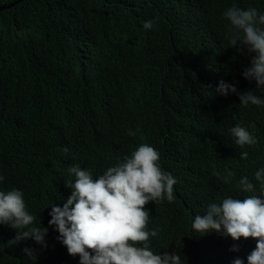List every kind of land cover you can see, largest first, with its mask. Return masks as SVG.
<instances>
[{"label": "trees", "instance_id": "1", "mask_svg": "<svg viewBox=\"0 0 264 264\" xmlns=\"http://www.w3.org/2000/svg\"><path fill=\"white\" fill-rule=\"evenodd\" d=\"M234 3L264 13V0H22L0 10V191H23L28 212L40 217L66 203L61 183L71 164L91 162L104 173L148 144L178 181L172 202L146 205L148 230L159 229L151 240H159L154 254L173 252L174 241L183 239L176 251L184 264H219L222 258L210 252L227 257V247L205 244L188 230L182 198L196 199V187L207 189L200 175L214 156L227 155L226 165L240 167L258 151H244L248 158L240 159L239 148L222 137L229 126L264 129V105L243 107L237 94L216 91L223 80L264 99L256 81L243 76L255 54L226 38L223 13ZM148 20L156 21L151 30L143 27ZM84 108L96 110L104 129L97 157L79 160L78 131L69 134L61 121ZM195 122L201 131L192 128ZM16 236L0 264H40L44 246L38 255L35 246L36 259L29 260L23 249L31 243ZM48 257L61 264L57 253Z\"/></svg>", "mask_w": 264, "mask_h": 264}, {"label": "clouds", "instance_id": "2", "mask_svg": "<svg viewBox=\"0 0 264 264\" xmlns=\"http://www.w3.org/2000/svg\"><path fill=\"white\" fill-rule=\"evenodd\" d=\"M223 16L228 21L226 38L231 47L255 54L243 76L256 81L259 93L264 90V13L234 3ZM155 23L148 20L143 27L151 30ZM216 91L224 96L237 94L243 107L264 105V99L253 92L239 93L235 85L223 80ZM92 111L96 110H73L61 121L69 128V134L72 128L78 131L73 149L79 160L97 157L102 145L104 125ZM192 128L201 131L203 126L195 122ZM128 135L135 137L136 132L129 129ZM222 137L225 145L239 148L240 159L248 158L244 151H258L240 167L226 165L224 154L212 158L200 175L207 189L200 191L196 187V199L182 198L191 222L188 230L205 244L227 247V257L210 252L215 258H222L219 264H264V129L261 132L232 125L228 135ZM175 141L184 143L177 138ZM68 151L64 149L65 153ZM160 160L154 147L140 144L115 166H107L104 173L91 162L73 163L61 183L66 203L62 207L54 204L50 213L43 210L40 217L35 216L34 210L28 212L23 191H0V260L17 235V242L31 243L23 249L29 260L36 259L32 250L35 246L39 247L37 255L44 246L40 264H53L48 257L51 252L60 256L61 264H67L69 259L75 264L77 259L80 264H184L186 258L176 251L184 247L183 239L174 241L175 250L171 253L154 254L152 249L159 243L158 240L151 244L159 229L148 230L150 212L146 205L165 198L172 202L178 182L162 169ZM222 167L227 171L223 173ZM3 179L0 176V182Z\"/></svg>", "mask_w": 264, "mask_h": 264}, {"label": "water", "instance_id": "3", "mask_svg": "<svg viewBox=\"0 0 264 264\" xmlns=\"http://www.w3.org/2000/svg\"><path fill=\"white\" fill-rule=\"evenodd\" d=\"M22 0H15L13 2H10L8 4H4V5H0V10H5V9H8V8H11L13 7L14 5H16L17 3L21 2Z\"/></svg>", "mask_w": 264, "mask_h": 264}]
</instances>
